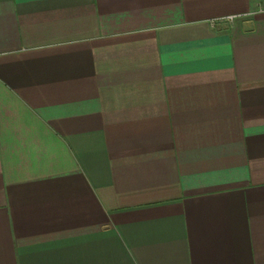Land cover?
I'll use <instances>...</instances> for the list:
<instances>
[{
  "label": "crops",
  "instance_id": "crops-1",
  "mask_svg": "<svg viewBox=\"0 0 264 264\" xmlns=\"http://www.w3.org/2000/svg\"><path fill=\"white\" fill-rule=\"evenodd\" d=\"M0 264H264V0H0Z\"/></svg>",
  "mask_w": 264,
  "mask_h": 264
},
{
  "label": "built area",
  "instance_id": "built-area-1",
  "mask_svg": "<svg viewBox=\"0 0 264 264\" xmlns=\"http://www.w3.org/2000/svg\"><path fill=\"white\" fill-rule=\"evenodd\" d=\"M235 18V15H229L222 18H217V20H214V23H220L222 21H232Z\"/></svg>",
  "mask_w": 264,
  "mask_h": 264
}]
</instances>
